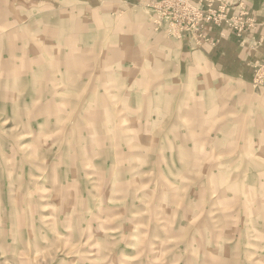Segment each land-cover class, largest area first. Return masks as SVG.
I'll use <instances>...</instances> for the list:
<instances>
[{
    "label": "rangeland",
    "instance_id": "rangeland-1",
    "mask_svg": "<svg viewBox=\"0 0 264 264\" xmlns=\"http://www.w3.org/2000/svg\"><path fill=\"white\" fill-rule=\"evenodd\" d=\"M155 1L0 0V264H264V33Z\"/></svg>",
    "mask_w": 264,
    "mask_h": 264
},
{
    "label": "built area",
    "instance_id": "built-area-1",
    "mask_svg": "<svg viewBox=\"0 0 264 264\" xmlns=\"http://www.w3.org/2000/svg\"><path fill=\"white\" fill-rule=\"evenodd\" d=\"M154 25L170 35L185 38L195 47L216 45L212 35L215 26L223 27L238 38L248 31L264 27L253 10L244 2L227 0H157L153 3ZM255 87H264V62L255 68Z\"/></svg>",
    "mask_w": 264,
    "mask_h": 264
},
{
    "label": "crops",
    "instance_id": "crops-1",
    "mask_svg": "<svg viewBox=\"0 0 264 264\" xmlns=\"http://www.w3.org/2000/svg\"><path fill=\"white\" fill-rule=\"evenodd\" d=\"M236 2H239L238 0L237 1H235L234 3H236ZM241 2H243V1H241ZM251 4V3H250ZM250 6V5H249ZM250 8L253 10V12H254V14L257 16V18L260 20V21H264V13L263 14H260L258 11H256V9L252 6V4H251V6H250ZM222 28L223 27H220V29L219 30H217V28L216 27H214V29H213V31H212V35L215 37V38H217L218 40H219V38H220V36H223V37H232V38H234V39H236V40H238L239 38L235 35V34H232V33H229V32H226V31H224V32H222ZM250 33H258V34H260V33H264V27H261L260 29H258V30H253V31H249ZM248 33V32H247ZM218 43V42H217ZM206 46H208V48H210L212 45H206ZM214 47V46H213ZM262 62H264V60H261V61H259L255 66H254V68H253V70H252V77H251V81L253 82V77H254V73H255V68H256V66L258 65V64H260V63H262Z\"/></svg>",
    "mask_w": 264,
    "mask_h": 264
}]
</instances>
